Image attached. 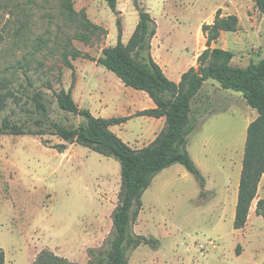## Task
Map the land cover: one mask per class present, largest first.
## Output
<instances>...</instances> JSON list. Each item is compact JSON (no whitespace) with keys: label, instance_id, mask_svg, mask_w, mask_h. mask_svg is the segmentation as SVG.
<instances>
[{"label":"rangeland","instance_id":"rangeland-1","mask_svg":"<svg viewBox=\"0 0 264 264\" xmlns=\"http://www.w3.org/2000/svg\"><path fill=\"white\" fill-rule=\"evenodd\" d=\"M59 4L0 0V81H7L0 92H11L0 124L26 120L25 126L35 129L39 118L46 132L50 121L77 127L84 119L59 109L54 95L73 83L72 98L80 108L96 117L126 116L111 131L132 148L150 143L161 126L137 113L154 103L97 62L102 49L117 42V18L127 42L138 21L136 4L157 23L152 55L173 81L178 72L197 67L206 47L201 26L211 23L218 9L223 16L236 15L238 27L221 32L211 46L231 51L232 64L240 67L264 59V14L253 0H117V13L104 0H74L77 14L71 16ZM83 12L99 28L88 26ZM75 51L80 56L72 59ZM218 86L206 80L191 101L196 126L186 149L204 176V187L178 163L152 179L133 230L156 241L128 251V264H264V220L255 213L256 201L264 196V173L245 225L233 227L247 127L257 111L239 92ZM36 90L43 92L46 119L31 112L30 95ZM61 143L65 147L59 152L55 146ZM119 186L120 165L113 157L50 133L0 134L3 264H32L42 249L87 264L89 249H108Z\"/></svg>","mask_w":264,"mask_h":264},{"label":"trees","instance_id":"trees-1","mask_svg":"<svg viewBox=\"0 0 264 264\" xmlns=\"http://www.w3.org/2000/svg\"><path fill=\"white\" fill-rule=\"evenodd\" d=\"M74 0H59V7L68 15L77 14ZM117 13V0H104ZM258 11L264 14V0H253ZM138 21L127 42H122V27L116 19L118 39L115 45L104 47L97 62L114 73L128 87L145 92L154 103L153 107L140 110L137 115L164 118L163 128L155 138L141 148H132L118 137L110 127L127 120L124 117H96L88 109L80 108L72 98V85L67 90L54 92L59 109L79 115L84 122L77 127H67L50 121V132L43 129L41 120L34 119L36 127L25 126L26 120L11 123L4 119L0 124V134L43 135L50 133L64 142L77 143L84 147L118 160L120 165V186L118 203L111 214L112 237L108 249H89L87 264H128V251L140 244H153L154 239L136 234L133 225L142 208V195L152 179L163 169L173 164H181L198 181L201 188L205 179L186 149L187 135L195 124L190 118L191 101L199 92L203 82L212 79L222 89L239 92L246 104L257 111V117L247 127L245 151L238 188L233 227L245 225L249 206L256 195L261 175L264 173V59L250 62L245 67L232 64L233 53L221 47L211 46L220 33L234 32L238 27V17L234 14L221 15L216 11L211 23H203L202 33L206 47L197 56V67L191 66L182 72L178 82L171 80L152 55V39L157 32V23L151 14L136 4ZM85 23L93 29L99 28L90 22L83 12ZM80 56L79 51L70 57ZM86 57H88L86 55ZM69 67L71 64L66 62ZM3 82V83H2ZM0 81V87L7 81ZM10 90L0 92V110ZM30 101L35 115L48 118V109L43 92L34 91ZM64 144L55 148L62 152ZM255 213L264 220V196L256 201ZM4 255L0 250V264ZM32 264H78L49 249L39 251Z\"/></svg>","mask_w":264,"mask_h":264},{"label":"crops","instance_id":"crops-1","mask_svg":"<svg viewBox=\"0 0 264 264\" xmlns=\"http://www.w3.org/2000/svg\"><path fill=\"white\" fill-rule=\"evenodd\" d=\"M207 23H210V22H207ZM222 33H223V32H222ZM154 38H155V37H154ZM154 38H153V39H154ZM153 39H152V44H153ZM157 63H158V62H157ZM159 65H160V64H159ZM161 67H162V66H161ZM162 69H163V68H162ZM163 71L165 72L164 69H163ZM165 74H167V72H165ZM181 74H182L181 71L178 72V75L176 76V80H175L176 82L179 81ZM205 83H206V81L203 82V85H202V87L200 88L199 92L201 91V89L203 88V86H204ZM218 87H219V86H218ZM199 92H198V93H199ZM198 93H197V94H198ZM197 94H196V95H197ZM155 119L158 121V126H161V127H160V130H161V128L164 126V118L162 117V118H158V119L155 118ZM160 130H159V131H160ZM159 131H158V132H159Z\"/></svg>","mask_w":264,"mask_h":264}]
</instances>
